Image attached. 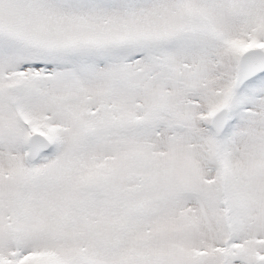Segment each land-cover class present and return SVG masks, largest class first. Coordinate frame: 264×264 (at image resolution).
Masks as SVG:
<instances>
[{"label":"snow or ice","instance_id":"1","mask_svg":"<svg viewBox=\"0 0 264 264\" xmlns=\"http://www.w3.org/2000/svg\"><path fill=\"white\" fill-rule=\"evenodd\" d=\"M0 264H264V0H0Z\"/></svg>","mask_w":264,"mask_h":264}]
</instances>
